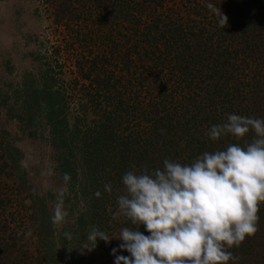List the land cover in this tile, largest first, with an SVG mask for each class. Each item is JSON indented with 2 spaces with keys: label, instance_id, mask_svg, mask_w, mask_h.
Returning a JSON list of instances; mask_svg holds the SVG:
<instances>
[{
  "label": "trees",
  "instance_id": "1",
  "mask_svg": "<svg viewBox=\"0 0 264 264\" xmlns=\"http://www.w3.org/2000/svg\"><path fill=\"white\" fill-rule=\"evenodd\" d=\"M35 1L49 20L54 60L39 54L41 72L0 93V106L10 95L18 113L7 115L40 128L63 187L70 175L68 216L53 224L51 194L31 191L0 126V264H115L129 255L119 247L112 254L122 241L81 247L93 227L109 237L133 227L117 204L128 171L162 170L165 159L190 165L252 141L251 131L215 141L207 132L230 114L264 119V0ZM258 216L256 233L228 249L235 264H264V203Z\"/></svg>",
  "mask_w": 264,
  "mask_h": 264
},
{
  "label": "clouds",
  "instance_id": "2",
  "mask_svg": "<svg viewBox=\"0 0 264 264\" xmlns=\"http://www.w3.org/2000/svg\"><path fill=\"white\" fill-rule=\"evenodd\" d=\"M207 7L218 17V26L226 27L220 9ZM250 131L254 136L246 148L230 144L226 150L204 152L190 165L165 159L162 170L128 171L122 177L126 194L117 204L118 215L133 227L122 228L117 237L93 227L81 249L91 252L98 240L118 239L119 250L129 255L116 256L115 264H235L239 257L228 249L256 233L264 203V119L230 114L207 132L215 141L229 134L239 140ZM62 179L51 218L56 225L68 216L64 198L71 177L64 173ZM104 188L112 190L110 184ZM141 225L149 235L139 231Z\"/></svg>",
  "mask_w": 264,
  "mask_h": 264
},
{
  "label": "rangeland",
  "instance_id": "3",
  "mask_svg": "<svg viewBox=\"0 0 264 264\" xmlns=\"http://www.w3.org/2000/svg\"><path fill=\"white\" fill-rule=\"evenodd\" d=\"M38 9V10H37ZM35 0H0V93L7 94L20 87L21 76L41 72L39 54H47L53 62L52 37L49 20ZM40 55V56H41ZM8 95L0 106V126L9 134L11 144L21 154L20 166L26 174L28 186L33 193L51 194L47 206L54 213L57 194L63 187L56 175L55 155L45 139L33 127L7 115L13 107ZM116 212V210H115ZM115 215L112 213L111 216ZM114 217V216H113ZM120 243L113 242V248Z\"/></svg>",
  "mask_w": 264,
  "mask_h": 264
}]
</instances>
